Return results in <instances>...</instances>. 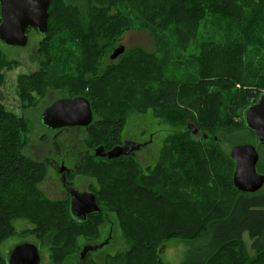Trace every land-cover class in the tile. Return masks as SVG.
I'll return each mask as SVG.
<instances>
[{
  "label": "trees",
  "instance_id": "1",
  "mask_svg": "<svg viewBox=\"0 0 264 264\" xmlns=\"http://www.w3.org/2000/svg\"><path fill=\"white\" fill-rule=\"evenodd\" d=\"M54 1L59 4V0H50L49 29L39 43V51L47 60L42 70L52 63L47 42L52 17L53 22L56 20L64 26L73 24L75 28L72 30L75 37L71 35L63 47L67 52L63 59L65 62L75 61V71L54 74L41 80L35 77L40 78L42 70L20 75V93L23 97L26 94L23 108L34 102L33 97L25 92L29 83L37 86L36 91L40 94L50 86L67 88L62 93L68 95L84 96L92 110V121L84 128L86 134L82 139L90 148L102 145L110 149L120 143L125 111L133 106H152L157 116L185 130L168 140L157 164L147 173L127 159L131 156L112 159L96 157L105 164V171L104 168L97 170L93 167L94 154L85 155L80 160V167L86 166L95 174L99 172V176L105 175L108 193L94 192L99 211L89 214L84 221H78L71 216L66 199H49L40 189L47 164L24 154L32 122L24 114L18 117L4 110L0 104V243L16 235L18 231L13 225L14 221L29 214L28 218L35 223L31 232L37 237L38 249L49 244L52 250L50 254H54V260L52 258L49 264H53L61 260L69 247L74 246L77 235L98 236L99 215L107 218L108 205L102 201H107L120 217L121 227L129 242L126 252L116 255L117 258L112 259L110 264H163L159 253L167 238H179L186 245L183 250H187L186 256L177 264H208L225 247L241 243L244 233L250 239L249 247L254 257L235 253L237 259L227 261L223 258L218 264H264V184L254 193H244L233 186L230 170L223 174L212 168L204 179L205 183H198L208 194L199 201L205 205L199 207L197 199L186 200L180 196L181 184H188L187 180L190 179L202 181L207 156L217 151L216 159L212 161L232 164V159L221 152L220 145L211 135L218 133L219 141H230V138L221 136L225 128L232 124L246 128L241 112L264 90V0H210L206 8L222 6L230 12L237 25L230 28L233 37L213 39L208 35L199 36L198 54L193 56L197 66L196 78L191 81L173 73L168 76L166 63L156 56L155 43L151 50L137 46L124 47L123 54L117 57L120 59L118 62L109 57L116 38L135 25L148 27L147 31L153 37L158 31L150 21L138 15L137 0H130V10L124 11L112 23L101 11L111 3L110 0H83L85 6L82 10L77 8V4L68 6L69 1L62 0L63 7L56 13L53 10L56 8ZM145 2L148 9L153 7L149 9L150 16H153V10L160 9L167 24L174 22L172 32L177 45L182 48L191 43L195 37L194 31L189 32L182 26L183 22L176 17L173 9L183 4V7L198 11L200 0H163L166 5H161L162 0ZM89 4L95 7L91 8ZM97 18L101 19L95 21ZM120 21L126 24L120 26ZM73 51H76L75 57ZM0 52V69L14 63V59L7 58L1 45ZM104 55H108L109 62L101 67L98 61ZM187 62L190 59H178L181 65ZM107 78H110L113 87L108 84ZM1 80L0 74V86ZM108 85L117 92L119 99L117 94H106ZM213 90L229 92L230 95L223 102L213 101L214 105L219 103L223 110L220 120H212L215 115L210 118L212 104L206 101V97L209 99L214 93ZM2 98L0 88V102ZM95 105L103 113H96ZM188 122L198 129V135L199 131L206 133H202L201 137L197 134L193 136L187 127ZM219 128L222 131H218ZM248 132L254 136L251 130ZM189 135L197 139L192 141L187 137ZM243 142L246 140L236 139L233 144ZM257 151L256 168L264 173V145H258ZM192 158L196 159L198 165L192 166ZM217 185L226 194L221 196ZM180 208L181 215L177 212ZM86 255L83 259L79 256L78 264L86 263ZM0 264H7L6 257L0 256Z\"/></svg>",
  "mask_w": 264,
  "mask_h": 264
},
{
  "label": "rangeland",
  "instance_id": "2",
  "mask_svg": "<svg viewBox=\"0 0 264 264\" xmlns=\"http://www.w3.org/2000/svg\"><path fill=\"white\" fill-rule=\"evenodd\" d=\"M68 1V6L70 4H77V8L81 10L82 7L85 6L83 0ZM110 1L111 3L107 7L102 8L101 11L103 12L104 17L106 19H109L111 23L124 11L130 10L131 8L130 0ZM145 1L146 0H137L136 10L138 12V15H140L142 19L150 21L153 28H156V30H158L156 35H154L153 37V35L147 31V29H149L148 27L139 28L138 25H135L133 28L124 31L120 36H118L116 38L114 46L123 44L125 48L137 46L145 48L147 50H151L153 49V44L155 43L157 47L156 56L162 58V61L166 63V73H169L168 76L173 73L177 76H183L188 81L193 80L194 77L196 78L197 66L196 63H194L195 61L193 56L198 54V45L201 41V38L199 37L200 35L212 36L213 39L234 36V33L231 35L230 28L233 29L234 26L237 25L236 20L233 19L229 11L221 8L222 6L216 5V7H219L216 9L206 8V6L211 3V1L200 0L199 9L198 11H195L189 9V7H183V4H180L174 7L175 9H173L176 13V17L180 18V20L183 22H181L183 27L189 30V32L194 31L195 33V37L193 38L191 43L187 46H182L181 48V46L176 44V37L172 32L174 22L170 21L167 24V22L164 21L165 17L160 9H157L156 11L153 10L154 14L153 16H150L149 9L153 7L150 6L148 9L147 2ZM161 5H166L164 4L163 0L161 2ZM89 6H91V8L95 7L91 4H89ZM55 7L56 8H54L53 10L56 13L61 7H63L62 0H59V4H56ZM191 11H194V13H190ZM100 17L103 18L102 15H100ZM100 19L97 18L95 19V21ZM50 22L51 28L47 34V42H49L48 47L52 55V63L44 70H42V68L43 66H45L44 64L47 60L41 55L39 51V43L41 37H43L42 35L38 34L35 31L31 32L28 30L29 32H27L29 38L25 46H8L0 42L2 51L5 53L7 58L14 59V63L5 65L0 69V74L2 77L0 88L3 94V98L0 104L4 110L10 113H14L18 117L24 114L29 119V121L32 122L33 127L28 134L29 140H27L28 143L26 142L27 145L24 149V154L30 158H36L43 152L45 148L49 146L48 144L44 143V139L40 137V132L44 131V129L42 126H40L39 121V115L42 112L43 108L47 105V101H51L48 100V94L54 93V96H56L55 93H62V91L64 92V90H66L67 88H56L48 86L45 88V91L40 94L36 91L37 86L29 83L27 85L28 90L27 88H25V92L29 93L33 97L32 101L34 102L32 105L30 103L27 104L26 108H23V103L26 101L24 100L26 98V94L25 97H23V95L20 93L18 77L20 75H28L31 72L42 70L40 73V78L35 77L36 79L41 80V78H48V76H52L54 74L74 73L75 71V61L65 62L63 59L64 54L67 53L66 51H64L63 47L65 45V42L71 38V35H73L72 30L75 29L73 24L64 26L61 23H57L56 20H54L53 22L52 17L50 19ZM153 22H155L156 24H154ZM125 24L126 23H124V21H120V26H124ZM199 31L202 33L199 34ZM73 54L75 57L76 51H73ZM108 55L100 57L98 61L99 66L104 67L108 64ZM127 55L130 54L127 53ZM125 56L126 55L124 54V57ZM178 59H190V62H187L186 65H181L178 63ZM119 60V58L114 59V62H118ZM109 80L110 78H107L108 84L113 87V83L109 82ZM110 86H106L108 88V93L106 94L108 96L110 94H117L116 91H112ZM213 91L214 93L212 92L213 94L212 96H209V99L205 95L206 101H209V103L212 104V115L210 118L215 115L212 120H220L222 118L223 110L219 103L218 105H214L213 101L219 100V102H223L224 100H228L230 95L229 92H221L216 90ZM43 94L46 95L45 99H43ZM137 96L138 94L136 93L135 97ZM116 97L118 99L120 98L118 94ZM153 99H155V97ZM95 109V112L97 111L96 113H98L99 110L97 109L96 105ZM100 113L103 112L99 111L98 114ZM184 130L185 128L177 124L170 123L166 119L157 116V114L155 113V109L152 106H144L141 108H136L133 106L125 111V121L120 132V140L147 142L146 146L135 152L134 155L130 158H127L130 159L134 164H136L143 173H147L150 168H153L157 164L159 156L166 146L168 140L173 137L175 138L177 133ZM218 131H222V129L219 128ZM223 131L224 133H222L221 136H223V138L225 137L226 139L230 138V141H219V139L217 138L218 133L216 135L212 134L211 137L215 140L216 143H218V145H220L219 149L226 156H228L230 147L236 139L255 143L254 136L250 134L248 132L249 130H247L243 126H240L239 128L232 124L230 127L225 128V130ZM202 133L206 132L199 131V135L197 134V136L201 137ZM85 134L86 131L76 129H67L60 134L58 146H62L63 151H66L69 154H73V158L71 159L72 162L66 161L67 164L72 165L73 163H77L79 155L78 153L81 150H87L89 154L93 155L94 147H88L84 143V139L81 138L84 137ZM193 136L189 135L187 137L192 141L194 139H197ZM48 143L50 144V142ZM216 153L217 151L214 154H211L210 157L207 156V161L205 163L206 172L204 174V177L202 178V181L190 179V181L187 180L188 184H181L180 191L182 192L180 193V196L184 197V199L186 200L191 199L194 201V199H197L196 201H198L199 203V201H201V198L207 196L208 194L205 192V189L203 187H200L198 185V183H205L204 179L208 174H210V169L215 168L218 172L223 174H225V172H228L229 170L231 173H233V162L232 164H229L223 162L219 163L217 161L215 162L211 160L216 159ZM208 160L210 162H208ZM93 162L95 163V166L93 167L97 170L105 167V164L100 162V160H98L96 156L93 157ZM194 165H198V163L196 162V159L192 158V166ZM46 167V175L43 181L39 184L41 191L49 199L65 200L64 198H62L64 194L61 192V187L58 180L59 174L56 171V166L48 164L46 165ZM86 168V166H82L78 170L69 172L68 176L73 181L74 185L79 190H88L97 193H108L106 191L107 187H105V175L101 174L99 176V172L95 174L92 172L91 168ZM257 171L263 173L258 169ZM216 187H218L217 190H219L218 193H220L221 196L226 194V191L221 190L219 185H217ZM198 193H200L201 195ZM102 202H105V204L108 205V208L106 209L107 218L105 219L99 215V220L97 221L98 236L92 238L91 236L81 237L77 235L74 239V246L69 247V250H66L65 253H63L61 260L58 259L57 261H54L53 264H78L79 253L83 245L88 244L89 242L101 243L105 241V239H107L106 243L101 248L97 249V251L95 252H88V254L86 255L88 256L86 260L87 264H110L112 259L117 258L116 255L126 252V250L129 248V242L126 240L123 229L121 227L122 224L120 222V217H118V215L114 212V209L112 208L113 206L110 205L109 202ZM205 204L206 203H202V205ZM181 205L184 206V204ZM202 205L199 204V207ZM181 211L182 208H180L177 212L181 215ZM24 216L27 217H20L14 221L13 225L18 233L3 240L0 243L1 257H6L7 259L10 249L16 243L27 241L36 244L37 237L33 232H31V230L35 227V223L34 221H32V219L28 218L29 214H26ZM63 243L66 242L63 240ZM249 243L250 239L247 234L244 233L241 243L225 247V249H223L220 254L211 259L208 264H218V261L223 258L227 261H230L232 258L235 260L238 258L234 257L235 253H238L239 256L245 253L246 257H254V253L250 249ZM184 245V242L179 238H167V240L160 248L159 254L162 263L177 264L183 261L187 253V250L185 252L183 251ZM51 252L52 250L49 244H46L45 246H39L41 264H49L52 258L54 260V254H50Z\"/></svg>",
  "mask_w": 264,
  "mask_h": 264
},
{
  "label": "water",
  "instance_id": "3",
  "mask_svg": "<svg viewBox=\"0 0 264 264\" xmlns=\"http://www.w3.org/2000/svg\"><path fill=\"white\" fill-rule=\"evenodd\" d=\"M49 3L50 0H0V42L8 46H25L28 41V28L36 29L40 35L45 34L48 29ZM123 52L124 45L119 44L112 49L109 57L115 59ZM241 118L244 126L253 132L255 143L231 145L228 155L234 164L232 184L238 191L254 193L264 184V174L256 168L257 146L264 145V90L254 102L243 108ZM39 121L51 129L66 126L87 127L92 121V110L88 100L82 95L61 97L44 108ZM187 127L193 135L198 133L192 123L188 122ZM146 144L147 142L124 141L108 150L98 145L94 148V155L108 159L133 156ZM98 211L93 192H75L70 195L69 212L78 221H84L89 214ZM95 248L91 244L83 246L79 253L80 259ZM6 261L7 264H41L38 245L27 241L19 242L12 246Z\"/></svg>",
  "mask_w": 264,
  "mask_h": 264
},
{
  "label": "flooded vegetation",
  "instance_id": "4",
  "mask_svg": "<svg viewBox=\"0 0 264 264\" xmlns=\"http://www.w3.org/2000/svg\"><path fill=\"white\" fill-rule=\"evenodd\" d=\"M28 30L31 31V32H34V31L37 32L36 29H29L28 28L26 31H28ZM28 32H27V35H28ZM55 94H56V96H54V93L48 94V97H49L48 100H51L50 102L54 101L57 98H61V97L75 96V95H68V94H65V93H55ZM45 97H46V95L44 94L43 95V99H45ZM50 102L47 101V105L50 104ZM44 108H43V110H44ZM41 113H40V115H41ZM40 115H39V118H40ZM40 126H42L43 129H44V131L40 132V135H41L40 137L43 138L44 139V143L48 144L49 146L47 148H45L43 150V152L39 156H37L36 158L33 157V159H36V161H40V162L45 163L47 165L51 164V165L56 166V171L59 174L58 180H59V183H60L61 192L64 194L62 198L66 199L68 201V207H69L70 195H72L73 193H75V192H84V191L92 192V191H88V190H79L74 185L73 181L68 176L69 172H73L74 170H78L80 168V160L85 155L89 154V152L87 150H84V151L81 150L78 153L79 155H78L77 163H73L72 165L67 164L66 161L72 162L71 159L73 158V154L72 153L69 154L68 152L63 151L62 150L63 149L62 146H58L59 139H60L59 136L64 130L76 129V130L85 131L84 128H86V127H82V126H66V127L51 129V128L45 127L41 123H40ZM50 133H51V136H50ZM124 141H130V140H122V141H120V143H116L115 145L122 144ZM48 142H50L51 145ZM94 148H93V154H94ZM108 149L109 148H107V149L104 148V150H108ZM61 167H62V170L60 171ZM75 215L78 216L77 213H75ZM106 240L107 239H105V241H103L101 243H89V244H91L93 246H96V248L94 250H89L88 252L97 251V249L101 248L106 243ZM85 245H87V244H85ZM85 245H83V246H85Z\"/></svg>",
  "mask_w": 264,
  "mask_h": 264
},
{
  "label": "bare ground",
  "instance_id": "5",
  "mask_svg": "<svg viewBox=\"0 0 264 264\" xmlns=\"http://www.w3.org/2000/svg\"><path fill=\"white\" fill-rule=\"evenodd\" d=\"M87 176H88V175H87ZM203 193H204V192H203ZM203 195H204V194H203ZM3 199H4V198H3ZM207 199H208V198H207ZM207 199H206V200H207ZM206 200H204V201L206 202ZM199 203H200V202H199ZM184 204H185V203H184ZM186 204H187V203H186ZM200 204H201V203H200ZM201 205H202V204H201ZM206 206H207V205H206ZM206 206H205V207H206ZM201 208H202V207H201ZM204 209H206V208H204Z\"/></svg>",
  "mask_w": 264,
  "mask_h": 264
}]
</instances>
